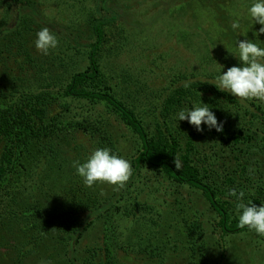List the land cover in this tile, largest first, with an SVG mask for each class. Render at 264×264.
<instances>
[{
    "label": "rangeland",
    "instance_id": "rangeland-1",
    "mask_svg": "<svg viewBox=\"0 0 264 264\" xmlns=\"http://www.w3.org/2000/svg\"><path fill=\"white\" fill-rule=\"evenodd\" d=\"M2 1L0 22H13L14 11L9 10L6 0ZM36 1L39 4L43 2V5L37 3L36 8L49 24L30 23V29L24 30L25 20H21L19 30L32 41L31 54L38 60L20 58L19 62L10 60L7 63L18 72V65L26 67L24 72L17 73L21 76L19 84L29 88L37 86L39 76L36 78L35 74L39 72L38 74H42L43 84L55 80L53 84L60 85L73 72L87 67L89 48L81 44L87 43L94 36L88 19H92L97 12H103L93 9L97 8V5L94 6L95 0H69V4L68 0ZM96 1L101 2V5L105 3L103 0ZM111 2L106 0L109 6ZM246 2L247 0H118L115 10L120 17L106 28V43L99 57L107 81L101 80L99 84L115 86L122 98L127 97L144 121L148 132L153 134L157 123L166 120L163 111L169 94L188 81L198 82L197 85L203 88L201 92H194L196 95L185 98L184 105H178L179 110L198 102L211 108L218 121L227 120L236 129L246 127L245 134L249 139L240 144L241 150H236L238 154L235 156V151L228 149L221 154L223 157H217L218 161L215 158L212 169L215 171L213 179L216 189L223 192L237 189L248 196L264 181V121L245 114L244 109L249 101L263 109L264 103L256 100L242 102L231 95L237 102L232 100L228 103L230 97L220 98L217 92L213 96L206 91L207 84H202L212 83L219 63L226 67L236 63L235 58L227 51L234 47L236 40L230 24L234 14L244 13ZM244 24L247 30V21ZM42 27L49 28L59 40L57 48L50 50L48 55L39 52L33 43L35 33ZM258 28L259 25H254V29ZM248 36L252 38V30ZM260 39L264 40V34ZM31 68H34L35 73L29 74ZM129 75L130 83L121 88L120 78L128 79ZM2 94L0 92V98ZM72 104L77 116L90 115L105 123L106 130L117 144L118 154L130 162L138 145L135 134L119 123L115 115L110 117L102 106L85 100L73 101ZM186 123L188 124L187 121ZM169 126L185 145L190 124L182 129L174 119ZM62 139L57 160L45 161L41 165L40 177H28L24 183L26 187L9 196L7 199L10 204L0 209V264H69V256L64 254L66 245L58 243L60 238H56L61 237L58 232H50L48 238L37 245L36 253L29 251L31 246H27L30 237L33 238L32 233L37 232L30 226L35 216H48L50 213L53 215L57 211L66 210L70 201L85 195V192H79L77 185L84 183L72 165L73 161L80 160V155H86L99 147L98 138L92 139L88 135L71 132ZM195 143L203 160L208 156L211 159L209 147L213 140L210 135H200ZM242 151H245L244 155ZM237 156L240 157L239 160L236 159ZM228 158L232 162L225 166ZM219 161L223 164H219ZM240 164L247 165V174L235 177L232 171L241 168ZM205 167L204 165L203 168ZM229 172L232 178H237V185H224ZM91 191L95 195L96 205L93 206L96 207L108 200L115 190L114 186L97 184ZM111 213L120 223V240L128 246L127 252L117 250L122 263L188 264L190 250L187 223H200L202 227L205 254L202 264H216L220 260L221 249L217 242L221 240L214 228L217 219L215 211L199 192L174 185L161 172L143 169L134 183L122 192ZM233 213L236 214L235 210ZM29 233L30 237L27 235ZM103 233V219L94 218V223L75 246L76 256L81 259L78 264L87 260L89 249L102 244ZM225 238L226 259L223 264H264V237L247 231Z\"/></svg>",
    "mask_w": 264,
    "mask_h": 264
},
{
    "label": "trees",
    "instance_id": "trees-1",
    "mask_svg": "<svg viewBox=\"0 0 264 264\" xmlns=\"http://www.w3.org/2000/svg\"><path fill=\"white\" fill-rule=\"evenodd\" d=\"M103 1L106 5H101V2L95 0L94 6L97 5V8H93L99 9L103 13L97 12L92 19H88L93 31V38L87 43L81 44V46L89 48L87 67L73 72L66 81L59 83L60 85L53 84L55 80L43 84V81L41 82L42 74L37 72L35 74L36 78L39 76L38 82H36L37 86L29 88L18 83L21 76L17 73L24 72L26 67L18 65L20 68V72H18L8 63L10 60L19 62L20 58L30 61L38 60L31 54L32 41L19 30L21 20H25L23 21L24 30L30 29V23L49 24V21L43 18L40 10L36 8L38 3L36 0H6L9 10L14 11V15L12 16L13 22H0V74L2 75L0 77V92L3 93L0 98V209L6 208L10 204L7 199L9 196L15 195L16 192L26 187L24 183L28 177H40L41 165L45 161L57 160L61 140L71 132H79L92 139L96 137L99 147H108L118 154L117 144L111 138L109 131L106 130L105 123L99 122L97 117L74 114L72 102L85 100L104 107L110 117L115 115L119 123L125 125L135 134L138 145L130 158L132 175L124 188L115 190L108 200L99 203L96 207H94L96 202L95 195L91 191L92 187L77 185L80 188L79 192H85V195L80 199L70 201L68 209L57 211L53 215L52 213L48 216L39 214L40 217H32L30 226L37 232L32 233V239L30 233L27 234L30 237V242H27V246H31L29 251L36 253L37 245H41V241L47 239L50 232L55 231L61 235V237H56L60 238L58 243L66 245L67 250L64 254L69 256V264H78L81 259L76 256L75 246L78 245L89 226L94 223V218H102L104 223L102 244L89 249L87 260L80 264H125L119 259V251L127 252L128 246L124 244L123 240H120V223L111 212L113 206L120 200L122 192L130 187L135 178L146 168L161 172L174 185L190 188L199 192L206 199L217 214L214 228L222 242L219 240L217 242L221 253L220 260L216 264H223L226 259L225 237L248 230L238 227V217L233 213L235 198L229 195V191L223 192L221 189H216V182L213 179L215 171L212 169V163L215 162V158L223 157L221 154L227 152L228 149L235 151V156L238 154L236 150H241L240 144L249 139L245 134L246 127L241 126L236 129L226 120L223 132H216L213 129L200 133L190 125L191 128L187 133L188 140L183 145L169 123L174 120L175 113L180 107L178 105H184L185 98H189L193 94L196 95L194 92H201L203 88L197 85V82L191 83L187 88L180 86L169 94L163 111L166 120L157 123L156 132L150 134L144 121L133 109L134 105L127 97L122 98L115 86L106 82L105 86L99 84L101 80H106L99 60L100 51L106 43V28L117 22L120 17L116 15L115 10L118 0H111V7L108 5L109 3H106V0ZM3 2L0 0V3ZM67 3L69 4V0ZM39 5H43V2ZM25 13L28 15L25 16ZM21 47L25 51H20ZM30 73H35L34 68L29 69ZM128 77V79L127 77L120 78L121 88H124V84L130 83L131 76ZM202 84H207L205 89L213 96L217 92L220 98L230 97V94L219 91L209 82ZM117 87H119L118 84ZM232 100L237 102L230 97L228 103ZM242 107L244 108V106ZM244 110L245 114L264 121V109L255 106V102L249 101ZM177 123L182 126V129L188 127L186 121ZM200 135H210L213 140L209 147L211 159L208 156L206 160H203L201 151L195 145V141ZM204 153L206 154L205 150ZM244 153L245 151H242L243 155ZM87 155H80V160L83 161ZM175 158L181 161L182 167L179 170L173 163ZM236 159L239 160L240 157L237 156ZM231 162L232 160L228 158L225 160V166H229ZM218 163L223 164L222 161ZM204 165L205 168H203ZM246 170L247 165L244 164L232 172L236 177L239 174L240 176L247 174ZM232 177L229 172L228 179L225 183L223 181L225 186L234 183L237 185V178ZM236 191L238 192L237 189ZM248 200H252L257 205L264 203V181L258 185L255 192L245 196V202ZM183 206L186 205L183 204ZM186 227L188 228L186 232L190 250L188 264H202L205 259L202 227L200 223H187ZM118 249L119 251H117ZM117 259L118 261H116Z\"/></svg>",
    "mask_w": 264,
    "mask_h": 264
},
{
    "label": "clouds",
    "instance_id": "clouds-1",
    "mask_svg": "<svg viewBox=\"0 0 264 264\" xmlns=\"http://www.w3.org/2000/svg\"><path fill=\"white\" fill-rule=\"evenodd\" d=\"M244 7V13L234 14L230 24L236 35L234 47L231 50L226 48L236 63L228 67L219 63L211 84L242 102L256 100L264 103V40L260 39L264 34V0H247ZM244 21H247V30ZM254 25H259V28L254 29ZM250 30L252 38L248 36ZM33 43L39 52L48 55L50 50L57 48L59 40L49 28L42 27L35 33ZM190 84L191 81H188L184 87ZM174 119L176 122L187 121L200 133L205 130H224V121H218L211 108L198 102L178 110ZM173 163L177 170L182 167L178 158ZM72 166L89 188L97 184H108L114 186V190H119L126 186L132 175L129 160L108 147L92 149L83 161L75 160ZM229 195L235 197L234 210L238 217V227L264 237V203L257 205L252 200L245 202L244 191L237 192L236 189H231Z\"/></svg>",
    "mask_w": 264,
    "mask_h": 264
},
{
    "label": "crops",
    "instance_id": "crops-1",
    "mask_svg": "<svg viewBox=\"0 0 264 264\" xmlns=\"http://www.w3.org/2000/svg\"><path fill=\"white\" fill-rule=\"evenodd\" d=\"M70 18H71V16H70Z\"/></svg>",
    "mask_w": 264,
    "mask_h": 264
}]
</instances>
